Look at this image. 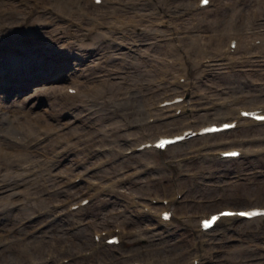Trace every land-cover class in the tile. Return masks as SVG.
Instances as JSON below:
<instances>
[{"label": "rangeland", "instance_id": "374dc122", "mask_svg": "<svg viewBox=\"0 0 264 264\" xmlns=\"http://www.w3.org/2000/svg\"><path fill=\"white\" fill-rule=\"evenodd\" d=\"M131 2L134 4L135 0ZM14 6L15 3L11 0L0 1V12L12 9ZM171 8L173 9V7ZM216 9L218 10V6L214 8L215 11ZM11 16L15 18L14 21L18 19V13L11 12ZM72 18L74 19V17ZM150 19L154 22L158 16L152 13ZM4 21L7 22L8 18H4ZM192 22V18L187 17V20H183L181 25H189ZM101 25L104 26V23ZM208 26L210 25H207L206 29H209ZM61 27H63L62 35L69 42V48L72 50L75 51L77 48L87 45L95 47L90 61L83 66L84 70L82 71L85 76L88 75L89 78L94 77V79L86 77L84 88L91 90L104 87L105 93L98 98L92 95V100L89 96L83 95V91L80 93V98L76 101L75 112L81 110L82 114L75 122L76 126H73L70 121L64 124L59 120L56 124H52L44 119L38 121L34 118L31 120H34L36 124L23 122L26 126L22 130H17L14 125V138L13 141L7 143L6 150L10 153L7 157L15 153L23 165V169L16 173L22 185L19 187L21 193L16 198L0 195V218L10 214L13 224L12 231L1 232L0 264H32L35 261L43 262L42 264H89L97 261L102 264H122L126 260L135 259V257L147 260L148 264H162L163 258L170 251L179 259L186 257L190 259L196 253L203 254L204 264H254L253 261L247 262L249 258L245 255L248 248L251 250L252 244L264 240V234H254L255 240L250 244L247 243L248 248H240L239 254L236 257H231L226 245L242 240L247 241L244 235L222 229L216 242L208 243L202 248L199 244L194 243L192 233L186 228H179L181 226L172 227L162 233L155 231L156 236H150L148 233L147 236L151 241L149 245H141L135 241V237L128 236L122 238L121 243L117 246H105L101 243L99 249L93 254L84 255L85 251L92 252L93 230L109 232L119 228L129 233L135 232V228H138L139 223H142L141 203L144 197L149 194H172L179 190L183 193L178 198L180 204L176 207V214L187 211L194 215L209 212L201 201L202 187L217 189L236 186L237 194L240 195L249 189L264 194V158L248 157L246 160L226 163L211 158L204 159L199 155L189 157L196 149L200 148L203 142L217 141L220 136H213L206 140H204L205 138L196 139L177 150L170 149L162 154L155 152L126 153V146L122 143V138L125 137L124 133L134 131L138 121L145 123L146 119L142 109L147 103L153 101L151 91L164 78L163 50L165 44L163 43L162 50L156 53H154L155 47L143 46L141 54H135L132 59L124 54H119V58L109 62L106 59V54H112V51H105V45L98 47L97 43H89V35L84 34L89 29L64 23L61 24ZM138 34L143 39L142 41H147L149 38L146 33L141 31ZM197 37H202L206 41V36L202 32H196L193 35V39ZM59 41H62L60 37ZM187 42H190V39L185 36L182 43L186 45ZM105 52L106 54H104ZM82 53L89 56L87 51H82ZM229 70L236 75V81L241 82L240 77L244 74L235 72L232 68ZM221 74L225 75L226 73ZM236 85L240 84L229 87L232 88ZM205 88L208 89V87ZM219 88L223 89L224 87L219 84L211 87L212 94L216 98L231 96V92L221 94ZM133 89H135V95L132 96L130 92ZM52 91L50 89V92ZM214 99L211 98L208 101L212 102ZM62 107H66L68 113H73L70 102L59 101L53 109H50L49 115L54 116L57 109ZM117 111L118 114L115 116L114 113ZM36 115L44 117L39 112ZM113 118L114 122L107 125ZM182 120V117L175 116L158 126L160 130H165V128L173 130ZM40 131L44 134L42 139L38 140ZM259 131L261 130L254 128L246 133L255 132V136H258L256 133ZM239 134L230 133L227 135L234 138ZM190 151L193 152L190 153ZM58 152L63 153L56 156ZM56 157V163L59 166L54 170L66 176L76 173V171L70 170L69 165L73 163L81 164L84 168H91L92 171H95L91 178L94 183H90L86 178L81 180L79 185L80 192L91 185L89 191L92 197L84 206L80 217L77 214L69 216L64 221L40 228L35 233L40 237L42 234L50 235L55 231L57 232L56 237L50 235L46 237L45 241L35 240V237H31L30 240L20 239L27 230L23 224L25 218L44 209L49 200L53 199L58 185L61 184V181L51 180L45 168V162L47 160L51 162ZM149 162L151 167L146 165ZM233 171H237V174L241 175L233 176V181H229L228 184L222 182L218 185V181H214L215 178L209 179V176H206L205 180L202 179L204 175L211 173L220 175L221 179L230 177L229 172ZM10 174H14V171L9 163L6 160L0 161V179ZM146 187L151 190H145ZM195 191L198 192L195 193ZM233 199L237 204L246 203L243 195ZM208 200L206 199L205 202H210ZM220 202L224 201L221 199ZM15 203L17 205L13 207ZM184 203L187 204V208L183 207ZM111 207L114 209L112 212H108ZM116 217L119 218L116 219ZM99 218L103 219V223H99ZM122 218L124 220H121ZM83 219L85 221H82ZM116 225L118 227H115ZM233 226L244 227L246 230L253 229L244 222H236ZM205 237L204 235L201 239H205ZM231 240L233 241L230 242ZM156 242H161L158 245L159 249H154ZM136 245L140 246L138 250H135ZM128 248H130V251L127 252L128 255L118 257L117 253ZM168 248H171L170 251ZM174 250L177 252L175 253ZM7 254H10L9 256L14 254L13 259L8 260ZM160 259L162 260L158 261ZM257 261L258 263L255 261L256 264H264L263 260Z\"/></svg>", "mask_w": 264, "mask_h": 264}, {"label": "bare ground", "instance_id": "6f19581e", "mask_svg": "<svg viewBox=\"0 0 264 264\" xmlns=\"http://www.w3.org/2000/svg\"><path fill=\"white\" fill-rule=\"evenodd\" d=\"M52 2L54 4L59 5V6H65V4L60 3L58 0H52ZM197 2H198V0H196L193 3L194 10L197 9V7H196ZM249 2H250V0H242L241 2H237L236 0H227L223 3V4H225V7L222 10H220L219 9L220 7H219L218 10H216V12L214 13V17H210L208 15V12L210 10L207 12L206 7L204 9L205 12L203 13V15L205 16L206 21H208L209 19H212L211 23L215 24L216 27L226 28L231 19L236 20V18H238L241 14H244V12L246 11V9L249 6ZM202 21H204V20H202ZM11 57L15 58V56H11ZM19 58H22V57H19ZM218 60H220V58H218ZM27 61L28 60H26L25 62H23L21 64H26ZM18 63H20L19 59H18ZM129 63H130V61H129ZM73 67H74V69L68 71L66 74L60 73V75H56L54 78H52L53 82H51V83H60V81L64 82L67 80L68 81L67 84H69L68 87H77L78 83H80L79 79H80L81 74L75 65H73ZM34 69L37 70L38 67H36ZM182 69L190 72L189 66H185ZM62 76H64V77H62ZM48 78H50V77H48ZM177 83H179L178 80H177V82H170V87L174 89L171 93H167L164 90H161L159 92L154 93V96H153L154 100L151 102V105L148 106L147 112H148V118L153 117V121H154L153 123H157V122L163 121L167 117L174 116L175 110L179 108L186 115L184 118V121H183L184 123L182 124V125H184V128L181 129L179 132H174V133H170V134H167V133L159 134L155 138H157L158 136H167V135L179 134V133H181V131L186 130V129H190V128L196 130L202 124L211 122L209 120H211L212 116H209V115L213 114L214 110L219 111L216 114V116L232 114L233 117H236L237 113H236V115H234L232 112H229L227 109H225V107L222 105V103H219L218 105L212 104V105L203 106L201 108V111L198 114H200V116H204L203 119L206 120L207 122L206 121L205 122H197L194 118V115L196 113L194 111H198V110L194 109L191 106V99H192L193 94H194L193 91L190 90L186 85H178ZM234 83L238 84L236 82V76L234 74L230 73V74H227L226 76H222V77L218 78L216 84H219V86L224 87V89H222L220 92L221 94H227V93L232 92L234 90H241L243 93L246 94V97H247V99H245L246 102H254V101L261 102L264 100V92L263 91H260V94H257V92H256L257 90L244 88L241 85H236L238 87L235 86L234 89H230L229 86L234 85ZM178 86L181 87V91L176 89ZM37 87H38L37 89H43L42 84H39ZM37 89H32L30 91H26L25 93H23L24 96L20 97V100H18V101L15 99L10 101V99H9L6 102H0L1 114L4 113L3 118H5L6 111L8 110V107L10 106L13 114H16V115L19 114V115H21V118H23V119L24 118L25 119H31L30 116L35 114L33 116L39 117V118H44V119L50 121L51 115L47 114L48 115L47 117H43V116L36 115V113L39 112L42 115H44V112L47 113L49 109H52L53 104H51V102L53 100H55L56 98L51 96L50 97L51 102L50 103H49V101L47 102L48 103L47 107H43L42 109H39V108H37L38 105L36 104L37 102H39L38 101L39 93H38ZM130 93L132 96L135 95V89H133ZM181 95L184 96L183 102H187L188 105L184 106L183 103H175L172 105H165V106L161 105V103L163 101L171 100L174 97L181 96ZM42 99L45 100V98H42ZM235 101H236V98L232 99L231 103H229L228 106L231 105ZM212 107L214 108V110L212 109ZM71 108L73 109V113L70 114V113H68V111L62 110L56 116L57 121L61 120V121H63L64 124H67L68 121L71 120V122L74 123L73 126H76L75 122L78 121L79 117L82 114V111L80 110L78 112H75L76 105H72ZM239 108H245V107L239 106L238 109ZM253 108L254 107H249V109H253ZM120 111H122V109H120ZM117 114H118V111L114 113L115 116ZM205 116H206V118H205ZM114 120H115L114 118L110 119V122L107 125H110L111 123H113ZM146 122H147V119H146ZM245 122L251 123V121L243 119V120L239 121V124L242 125ZM141 128H142L141 125H139V127L137 129H141ZM260 130H261L260 133L264 134V124L262 125V127H260ZM137 133H138V130H136L135 134H137ZM163 134H165V135H163ZM129 135H133V132L125 133V137H127ZM125 137L123 138V141H122L124 145L128 144V142H130V140L125 139ZM155 138L154 139H148V138H144V136H143V137L139 138L138 142L134 143L132 147H136L139 144L145 143L149 140L154 141ZM222 142L223 141L215 143V145H218L219 143H222ZM174 147L178 148L179 146L175 145ZM221 151H224V149H221ZM245 152L250 153L251 151L245 150ZM18 167H20V166H18ZM50 167H51L50 164L47 165V168L49 170H50ZM12 170L14 171V174H12L9 178L3 179L0 182V189L2 188L0 193L4 192L9 197L12 195H16L15 193H17L18 187L20 186V182H19L18 177L16 175V173L19 172V170L16 167L12 168ZM74 170L75 169H73V171ZM52 171H53V169L51 170V172ZM88 173H89V171L86 168H82V169L78 168V170L76 171V174L73 175L72 177H70L68 179V181L66 182V184L63 185L64 189L59 190L55 194L56 201L52 203V207L50 209H48V211L36 214V216H47V214L51 215V218L49 220H47L46 222H44V224L41 226L45 227L48 225H53L55 223H59L60 221H63L64 218H66L67 216L69 217V215H73V213L71 211H69V206L72 204L80 202L85 197V196L80 197L78 200L73 201V200H75V198L73 196L77 195L76 193L80 192L79 183L75 182V178L77 176H79V177H81L80 179H84V177ZM229 173L231 174L230 177H224L222 179L220 178L221 177L220 175H215V173L206 174L203 176L202 179L205 180V177L209 176V179L215 178L214 181H218V183H217L218 185L221 184L222 182H227V184H228L229 181H233L232 177L235 176V174H237L238 172L233 171V172H229ZM50 179L52 180V178H50ZM226 188H223V187L217 188V189H212L210 187H202L201 188V193L203 194V197L201 199H209L208 201H210V202L203 203L204 206L207 207V209L210 211V213H208V215L213 214V213H217L223 209L244 210V209L249 208V207H254V206L262 207V206H264V204L255 205V204H257L258 199L264 198V194H262V193H259L257 191H252L250 189L248 191L246 190V192L243 193V199L244 198L246 199V197H247V198H249V200L246 199L247 202L243 203V205H242V204H237V202H235V199H233V198H239V196L242 195V194L241 195L237 194V192H238L237 187L235 186V187L231 188V186H229L227 189ZM145 190L150 191L151 189L146 187ZM197 192L198 191H195V193H197ZM221 199L224 202H220ZM228 200H230L231 202H227ZM262 200H263L262 202L264 203V199H262ZM68 201H72V202L67 204ZM250 201H252V202H250ZM173 203H174L173 200L170 201V204H173ZM248 204H250V206L244 207L243 209L238 208V207H242L244 205L246 206ZM219 205H222V206L219 207L218 210L212 211L216 206H219ZM183 207L187 208V204H183ZM113 209H114L113 207L109 208L108 212H112ZM79 211H80V209L77 210V212H79ZM202 217L203 216H199L197 221H199L200 218H202ZM118 218L119 217H116V219H118ZM221 219L222 220L218 221V225L220 226L219 229L222 228L225 231H230L233 233H238V234L244 235V237L247 240V241H242V242H233V244L231 243V244L226 245L228 247V250L230 251V256L236 257L239 254L240 248H248L247 247L248 244L252 243L255 240V237L253 236L254 234L251 232L250 229L246 230V229H244V227L241 228V227L233 226L234 223L240 222V220L236 217L221 218ZM99 220H100L99 223H103L102 218H99ZM121 220H124V219L122 218ZM143 220L144 221H142L141 224L139 223V225H138L139 227H141L142 225H150L151 222H149V219L147 217H145ZM184 220L185 219H182V221H184ZM255 220L256 219L249 220V221H247V223H250V222L255 221ZM82 221H85V220L83 219ZM176 221L179 223V220L177 219V217H176ZM187 221L191 225L189 218ZM29 222L31 223L32 220H29ZM160 222L165 223L166 225L168 224L167 222H162V221H160ZM262 222H264V220L260 221V222L256 221L255 224L258 226L261 225L262 228H264V223H262ZM182 224H184V223H182ZM8 226H9V228L13 227V224L11 223L10 214L6 215V217L0 218V228H3L1 230L7 231ZM28 226H31V225H28ZM191 226H189L188 229L193 231ZM36 227H38V226H36ZM215 227H217V223H216ZM94 234H98V232H94ZM50 235H54V237H56L57 232L54 231V232L50 233ZM50 235H48V236H50ZM111 235L112 234H110L108 236H111ZM237 236H239V235H237ZM31 237H35V240H39V239L41 241L46 240V235H44L43 237L40 238L39 236H36L34 233L29 235V236L24 235V236H22V239L30 240ZM159 244H161V242H156L154 244V249H159V246H158ZM263 244H264V240L257 242L256 245L252 244V247L250 250L251 252H247L245 257H248L250 259V261H253L254 263H255V261L258 263L257 260H263L264 261V250H262V249H264ZM97 245L98 244H95V247H97ZM137 249H138V247H135V250H137ZM170 249L171 248H168L169 251H170ZM129 251H130V248L125 249V251L120 252V254L121 253L125 254ZM174 252L176 253L177 250H174ZM172 254H173V252L170 251L166 255H172ZM9 255L10 254H7V256H9ZM13 256H14V254L9 256V258H7V259L11 260V259H13ZM184 262H185L184 259H180L179 261L174 262V263L175 264H183ZM92 264H97V263H92Z\"/></svg>", "mask_w": 264, "mask_h": 264}, {"label": "snow or ice", "instance_id": "6c2138e0", "mask_svg": "<svg viewBox=\"0 0 264 264\" xmlns=\"http://www.w3.org/2000/svg\"><path fill=\"white\" fill-rule=\"evenodd\" d=\"M96 2L100 3V0H96ZM202 3L207 4L208 0H202ZM70 91H73V90H70ZM242 115L250 116V117H253V118L257 119V120L264 121V116L257 115L256 113L245 112V113H242ZM230 126L231 125H224L225 128L230 127ZM205 131H208V130H205ZM168 142L169 141H167V140L161 139L158 142L157 146L163 148ZM227 155H236V153H231V154H227ZM163 216H164L165 219H168L170 214L165 212V213H163ZM221 216H241V217L252 218V217H255V216H264V209H253V210H249V211H240V212L223 211V212H220L218 215L212 216L208 220L202 221V225L205 228H208L211 224H213Z\"/></svg>", "mask_w": 264, "mask_h": 264}]
</instances>
